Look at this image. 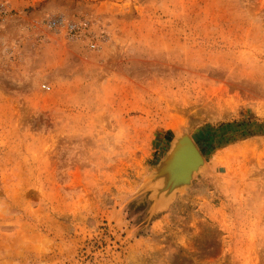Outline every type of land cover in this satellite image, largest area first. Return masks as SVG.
Returning <instances> with one entry per match:
<instances>
[{"label":"rangeland","instance_id":"1","mask_svg":"<svg viewBox=\"0 0 264 264\" xmlns=\"http://www.w3.org/2000/svg\"><path fill=\"white\" fill-rule=\"evenodd\" d=\"M3 1L0 264H264V0Z\"/></svg>","mask_w":264,"mask_h":264},{"label":"water","instance_id":"2","mask_svg":"<svg viewBox=\"0 0 264 264\" xmlns=\"http://www.w3.org/2000/svg\"><path fill=\"white\" fill-rule=\"evenodd\" d=\"M179 140L180 141L179 142L177 141L173 147L171 146L166 156V159L162 164V167L168 168L170 172V177L167 180V186L170 190L175 187L180 186L181 184L186 183V181L190 179L189 177L191 176V172L195 170L194 169L195 167L191 165V162L184 161V158H180L179 155L185 154L184 156H186L187 153H189L190 155H194L195 157L197 155L198 157L201 156L200 153H197L199 151L194 145V143L185 135V133H182V137L179 138ZM173 149L174 151L172 153V158L170 159V153L172 152L171 150ZM175 159L177 160V162L175 165L172 166V169H171V164L175 162L174 161ZM171 160L173 161L171 162ZM183 171L185 172L183 173ZM185 173L186 175H184Z\"/></svg>","mask_w":264,"mask_h":264},{"label":"built area","instance_id":"3","mask_svg":"<svg viewBox=\"0 0 264 264\" xmlns=\"http://www.w3.org/2000/svg\"><path fill=\"white\" fill-rule=\"evenodd\" d=\"M8 10H7V6L5 4V2L3 0H0V17H3L7 14ZM50 26L53 27V28H59L60 29V26H62L66 33H69V34H72V37H76L78 34L79 31H80V26L77 25L76 23H71V22H62V21H59L57 19H54V20H51L50 21ZM82 29V28H81ZM91 48H94L95 45L94 44H91L90 45ZM45 87L46 89H49L48 86H43Z\"/></svg>","mask_w":264,"mask_h":264},{"label":"bare ground","instance_id":"4","mask_svg":"<svg viewBox=\"0 0 264 264\" xmlns=\"http://www.w3.org/2000/svg\"><path fill=\"white\" fill-rule=\"evenodd\" d=\"M187 136V135H186ZM182 136H179V135H177V136H175L174 137V140H172L173 141V143L171 144L172 145V147L175 145V143L178 141H180L179 140V138H181ZM188 137V136H187ZM189 138V137H188ZM190 139V138H189ZM186 140V139H185ZM191 140V139H190ZM187 141V140H186ZM192 141V140H191ZM172 152L170 153V159L172 158V153H173V151H174V149L173 150H171ZM188 151V150H187ZM189 152V151H188ZM197 153H199V152H197ZM185 154H182V155H179L180 156V158H184V161H189V162H191V165H193L195 168V170H193L192 172H191V174L194 172V171H196L199 167H200V165H201V163L203 162V158H202V156H200V157H198V155L195 157L194 155H190L189 153H187V155L186 156H184ZM173 160H171V162H172ZM175 162L174 163H172L171 165L173 166V165H175L176 164V162H177V160L175 159L174 160ZM185 171H183V173H184ZM183 173H182V175H183ZM166 175V174H165ZM184 175H186V173L184 174ZM166 177H167V175H166ZM159 186V185H158Z\"/></svg>","mask_w":264,"mask_h":264}]
</instances>
